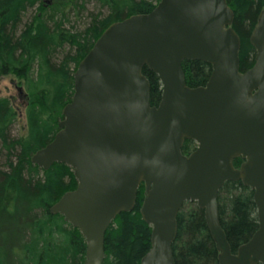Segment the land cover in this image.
<instances>
[{"label": "water", "instance_id": "water-1", "mask_svg": "<svg viewBox=\"0 0 264 264\" xmlns=\"http://www.w3.org/2000/svg\"><path fill=\"white\" fill-rule=\"evenodd\" d=\"M233 21L226 0H159L112 22L79 61L59 129L30 160L71 168L75 189L49 212L79 229L85 264L103 263L105 232L133 210L141 184L139 213L151 231L140 264H175L177 214L187 201L204 212L218 264H264V9L249 35L254 63L243 72ZM183 60L210 65L204 85L186 84ZM143 67L161 83L157 105ZM186 139L196 142L188 154ZM227 181L253 191L258 223L234 253L219 220Z\"/></svg>", "mask_w": 264, "mask_h": 264}, {"label": "trees", "instance_id": "trees-1", "mask_svg": "<svg viewBox=\"0 0 264 264\" xmlns=\"http://www.w3.org/2000/svg\"><path fill=\"white\" fill-rule=\"evenodd\" d=\"M91 0H0V77L13 75L24 86L26 131L11 137L17 113L7 97H0V264H85V240L79 229L49 208L77 181L69 166L53 163L47 170L33 164L32 154L50 142L58 131L62 108L73 94V72L95 40L112 22L132 14L148 13L159 0H92L107 15L91 13L82 29L70 25V12ZM234 12L233 28L240 37L239 66L254 63L255 49L249 35L264 0H226ZM35 8L17 34L24 13ZM189 87L206 83L211 67L199 60L181 63ZM150 84V103L161 97L158 76L142 69ZM196 142L186 139L188 154ZM234 160V165L241 163ZM144 196L140 185L132 211L121 212L104 236L102 264H140L150 248L151 227L139 213ZM219 220L231 251L249 240L258 223L253 191L240 181H227L218 194ZM175 264H218V250L206 226L204 212L195 202H184L177 214L172 243ZM261 264V263H259Z\"/></svg>", "mask_w": 264, "mask_h": 264}, {"label": "rangeland", "instance_id": "rangeland-1", "mask_svg": "<svg viewBox=\"0 0 264 264\" xmlns=\"http://www.w3.org/2000/svg\"><path fill=\"white\" fill-rule=\"evenodd\" d=\"M35 8L28 9L22 18L21 24L17 28V34L23 28V24L30 20ZM99 12L101 16L107 15V9L102 8L96 4L94 1H89L85 4L83 9L78 12H70L68 16L69 23L66 25H74V27L82 29L89 22V16L91 13ZM24 86L19 79L13 75L0 77V97H7L10 99L13 108L17 113V122H15L9 131L11 137H19L25 134L26 131V121H25V105L26 98L24 96ZM5 154L0 152V168L6 169L5 164Z\"/></svg>", "mask_w": 264, "mask_h": 264}, {"label": "flooded vegetation", "instance_id": "flooded-vegetation-1", "mask_svg": "<svg viewBox=\"0 0 264 264\" xmlns=\"http://www.w3.org/2000/svg\"><path fill=\"white\" fill-rule=\"evenodd\" d=\"M244 71H245V70H244ZM242 72H243V71H242ZM195 148H196V147H195ZM195 148H194V149H195ZM194 149H193V150H194ZM193 150H192V151H193ZM190 152H191V151H190ZM190 152H189V153H190ZM241 160H242V159H241ZM241 162H242V161H241ZM238 166H239V165H238Z\"/></svg>", "mask_w": 264, "mask_h": 264}]
</instances>
